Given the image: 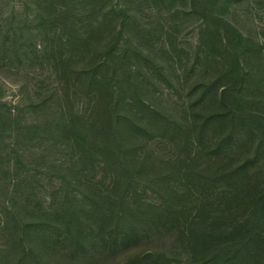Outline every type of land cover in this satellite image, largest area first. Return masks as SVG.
<instances>
[{
	"label": "trees",
	"instance_id": "trees-1",
	"mask_svg": "<svg viewBox=\"0 0 264 264\" xmlns=\"http://www.w3.org/2000/svg\"><path fill=\"white\" fill-rule=\"evenodd\" d=\"M71 1L56 7L53 1L42 0L35 19L43 26H60L63 43L73 49L90 37L75 33L74 19L81 17L75 18L79 13ZM208 1L222 12L241 0ZM127 11L122 4L110 5L106 22L100 20L91 28L93 36L102 35L104 26L113 30L117 12L123 15L119 28L123 27ZM208 11L196 54L202 53L214 71L195 82L193 89L199 94L192 104L197 109L187 122L164 115L142 98L135 100L146 115L135 111L138 120L132 119L117 110L125 97H116L112 104L110 95L101 102L103 116L90 128L66 109L41 125L50 131L49 143L74 155L83 166L94 168L102 161L111 179L105 188H100L102 182L84 183L80 197L70 187L60 205L36 206L29 213L14 204L1 208L3 225L13 226L19 252L13 264H44L33 241L51 234L69 238L83 264L91 251L114 254L138 248L148 238L151 245L132 251L120 264H264V40L237 32L227 38L228 51L222 49L226 48L219 34L222 16ZM115 39L112 35L97 50L100 61L80 69L85 87L99 81L95 69L110 61ZM31 128L37 130L35 124L14 119L16 135ZM141 132L167 136L175 153L167 159L138 154L137 147L125 141L138 139ZM72 170L69 166L68 171L80 175L82 168ZM32 212L39 220L30 217ZM165 233L173 235L169 247L161 240Z\"/></svg>",
	"mask_w": 264,
	"mask_h": 264
},
{
	"label": "rangeland",
	"instance_id": "rangeland-1",
	"mask_svg": "<svg viewBox=\"0 0 264 264\" xmlns=\"http://www.w3.org/2000/svg\"><path fill=\"white\" fill-rule=\"evenodd\" d=\"M51 1L56 7L63 3ZM40 2L0 0V209L14 204L29 213L36 206L62 204L71 188L80 197L86 182H102L100 188L110 182L111 171L103 169L102 161L94 168L91 164L83 166L74 155L49 143L46 136L50 131L41 125L61 110L80 115L84 126L90 128L99 115L103 116L101 102L112 95V104H116V97H125L117 110L135 120V111L146 115L136 98L181 123L193 117L197 106L192 101L199 94L198 89H193L194 84L211 77L214 71L202 53L196 54L208 10L222 16L219 34L223 43L238 36L237 32L264 40V0H241L222 12L209 6L208 0H73L71 6L79 13L75 18L81 17L74 19L75 33L90 38L88 43H76L70 49L63 43L60 26H43L35 19ZM115 4L128 9V21L119 28L123 15L117 12L115 28L108 31V26H104L102 35L93 36L91 28L100 20L106 22L108 17L104 15ZM112 35L116 39L108 55L110 61L95 69L99 81L87 88L85 73L80 69L100 61L97 50L104 48ZM225 46L221 48L228 51ZM15 118L24 124H35L37 130L24 129L16 135L12 131ZM136 135L138 139L129 137L125 143L134 144L140 155L167 159L176 151L167 136L143 132ZM69 166L74 172L82 168L81 174L68 171ZM30 217L39 220L35 212ZM3 219L1 215L0 264H13L19 252L12 238L13 226L3 225ZM149 239L140 241L138 248L121 249L114 254L91 251L84 259L87 264H120L132 251L151 245ZM161 240L169 247L173 235L165 233ZM33 244L44 264H83L82 254L73 252L69 238L51 234L48 239H35Z\"/></svg>",
	"mask_w": 264,
	"mask_h": 264
}]
</instances>
